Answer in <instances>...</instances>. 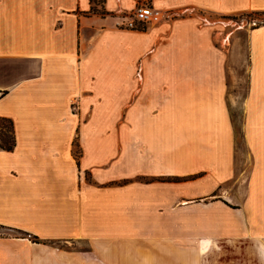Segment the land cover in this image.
<instances>
[{
	"label": "crops",
	"instance_id": "1",
	"mask_svg": "<svg viewBox=\"0 0 264 264\" xmlns=\"http://www.w3.org/2000/svg\"><path fill=\"white\" fill-rule=\"evenodd\" d=\"M145 1L0 0V264H264V0Z\"/></svg>",
	"mask_w": 264,
	"mask_h": 264
},
{
	"label": "rangeland",
	"instance_id": "2",
	"mask_svg": "<svg viewBox=\"0 0 264 264\" xmlns=\"http://www.w3.org/2000/svg\"><path fill=\"white\" fill-rule=\"evenodd\" d=\"M232 19L231 25L228 27H219L218 30H221L223 42L227 45L233 46L232 52V63L229 66H232V70L238 74L240 83L238 84L237 90L240 89V92L243 94L245 88V79H246V69H247V33L250 28L257 24L264 22V11L263 12H252L246 11L239 13L238 15H233L230 17ZM234 22V23H233ZM238 25V27H235ZM232 118L234 122V128L237 137L238 143V157L241 158L244 151V146L242 143V132H241V121H242V112L239 108L232 109ZM7 232L5 228L0 227V233ZM226 251L223 252L221 258L216 257L213 253L208 255L207 263L216 264V260L222 259L223 261L228 260L231 257L229 249L230 245L223 246Z\"/></svg>",
	"mask_w": 264,
	"mask_h": 264
},
{
	"label": "built area",
	"instance_id": "3",
	"mask_svg": "<svg viewBox=\"0 0 264 264\" xmlns=\"http://www.w3.org/2000/svg\"><path fill=\"white\" fill-rule=\"evenodd\" d=\"M163 13L160 9L152 6L145 0H136L131 11L119 16L115 25L125 29H137L143 25L154 24L160 21Z\"/></svg>",
	"mask_w": 264,
	"mask_h": 264
},
{
	"label": "trees",
	"instance_id": "4",
	"mask_svg": "<svg viewBox=\"0 0 264 264\" xmlns=\"http://www.w3.org/2000/svg\"><path fill=\"white\" fill-rule=\"evenodd\" d=\"M14 146V136L12 121L5 117H0V148L11 150ZM21 235L29 237L33 241H39L36 236L29 235L27 232L20 231Z\"/></svg>",
	"mask_w": 264,
	"mask_h": 264
}]
</instances>
